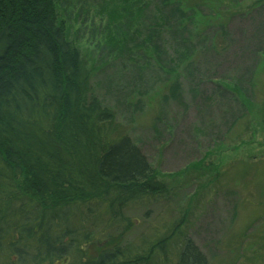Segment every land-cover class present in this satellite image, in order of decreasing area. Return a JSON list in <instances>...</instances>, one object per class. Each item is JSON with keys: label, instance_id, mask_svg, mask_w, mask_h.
Returning a JSON list of instances; mask_svg holds the SVG:
<instances>
[{"label": "rangeland", "instance_id": "rangeland-1", "mask_svg": "<svg viewBox=\"0 0 264 264\" xmlns=\"http://www.w3.org/2000/svg\"><path fill=\"white\" fill-rule=\"evenodd\" d=\"M117 2L57 0L68 37L89 63L94 93L170 193L131 206L133 228L98 234L89 251L118 242L140 248L144 238L182 222L206 264H264V0H153L144 18L119 23L109 16ZM160 6L172 9L162 20ZM173 7L188 10L186 24L205 31L207 42L176 48L173 37L185 26ZM150 29L148 50L136 49ZM232 96L250 103L230 107Z\"/></svg>", "mask_w": 264, "mask_h": 264}, {"label": "trees", "instance_id": "trees-1", "mask_svg": "<svg viewBox=\"0 0 264 264\" xmlns=\"http://www.w3.org/2000/svg\"><path fill=\"white\" fill-rule=\"evenodd\" d=\"M153 3L118 0L109 16L136 22ZM58 9L57 0H0V264H206L182 222L140 248L118 242L89 251L98 234L133 228L131 206L170 191L94 93L89 63ZM171 10L158 7L159 19ZM173 12L185 26L173 37L177 49L207 42L205 31L186 24L187 9ZM150 30L142 45L127 43V53L147 51ZM230 101L250 103L248 96Z\"/></svg>", "mask_w": 264, "mask_h": 264}]
</instances>
